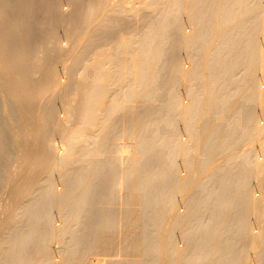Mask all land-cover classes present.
<instances>
[{"label":"bare ground","instance_id":"obj_1","mask_svg":"<svg viewBox=\"0 0 264 264\" xmlns=\"http://www.w3.org/2000/svg\"><path fill=\"white\" fill-rule=\"evenodd\" d=\"M0 264H264V0H0Z\"/></svg>","mask_w":264,"mask_h":264},{"label":"rangeland","instance_id":"obj_2","mask_svg":"<svg viewBox=\"0 0 264 264\" xmlns=\"http://www.w3.org/2000/svg\"><path fill=\"white\" fill-rule=\"evenodd\" d=\"M132 2H134V0H131ZM256 182H257V180H256Z\"/></svg>","mask_w":264,"mask_h":264}]
</instances>
